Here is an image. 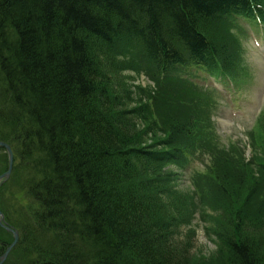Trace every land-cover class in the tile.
Here are the masks:
<instances>
[{
  "label": "trees",
  "instance_id": "trees-1",
  "mask_svg": "<svg viewBox=\"0 0 264 264\" xmlns=\"http://www.w3.org/2000/svg\"><path fill=\"white\" fill-rule=\"evenodd\" d=\"M262 3L0 0V140L13 147L24 196L7 222L20 233L15 248L24 264H184L165 225L177 215L162 203L163 188L152 181L147 191L144 182L176 158L177 150H167L182 144L174 134L194 132L195 124L172 119L170 134L161 136L164 116L176 107L167 97L186 102L176 91L147 88L156 101L165 99H150L156 120L144 104L128 108V89L112 72L117 55L108 49L115 41L138 43L157 82L185 64L213 71L218 52L206 24L254 19ZM136 118L160 138L143 146ZM236 215L235 231L222 230L225 248L240 264H264L240 232L251 219ZM8 245L0 242V255Z\"/></svg>",
  "mask_w": 264,
  "mask_h": 264
},
{
  "label": "rangeland",
  "instance_id": "rangeland-1",
  "mask_svg": "<svg viewBox=\"0 0 264 264\" xmlns=\"http://www.w3.org/2000/svg\"><path fill=\"white\" fill-rule=\"evenodd\" d=\"M238 25L247 36L244 44L242 40L235 44L230 37L231 30L225 26H217L214 22L206 24L208 28L206 35L215 42L218 49H221L223 56L226 53L228 56L236 59L241 65H244L246 60L249 63H254L257 57H264V52L255 51L254 47H252L249 26L242 23ZM115 43L117 45H112V48L108 49V53L111 51L115 55H118L117 57L114 55L115 60L112 61V72L116 73V78L121 81V86L128 89V102L132 101L128 108L134 109L140 103L137 97V92L140 90L139 86H141V92L147 86L155 85L158 90L161 89L160 94L167 95L172 93V91H176L185 98L186 102L180 103L178 99H174L171 95L167 97L172 99L168 101V104L172 103L176 107L173 112L164 116L166 123L161 126L163 129L168 127V124L171 122L170 120L176 119L182 121L193 114V112H196L203 119L208 118L209 112L213 107V101L215 100V110L225 108L226 113H230L232 116L239 110L240 101H237V106L230 103L231 99L235 98L234 95H225L223 93L215 96V99L200 101V97L192 96L191 98L187 86L181 81L169 78L163 83H155L153 79L145 74L147 63L135 52V49H137L142 54L139 45L137 43H121L119 41H115ZM243 45L246 49L245 54ZM130 53L131 55H129ZM127 57L130 58L131 62H126L125 64L130 68H136L137 71L135 73L125 69L126 65L121 63ZM200 82L206 84L204 80ZM253 86H256V84ZM211 89L213 88L211 87ZM263 90L260 84H258V91H260L258 96L259 106L253 110H249V107H247L245 115L248 114L254 118L260 115V111L264 108ZM209 92L212 93L211 90ZM239 97H243V93ZM161 101H165V99L158 95V105H161ZM218 114L216 113L215 117H218ZM136 119L139 120V130L145 132L143 146L150 145L155 142L154 140L160 138L158 133L154 135L153 132L148 130L144 119ZM221 122L217 123V127H219L218 132L224 141H226L230 131L227 130L228 127H222ZM239 131V128L238 130L235 129L230 139L239 141L240 138L236 137ZM243 133L247 135L248 132L244 131ZM243 161L245 160H241V163ZM8 165L7 150L0 149V175L8 170ZM214 172H216V177L222 182V185L218 184L211 187L208 196L202 202L197 203L196 207L193 206L192 197L186 189L189 184H187V180H184V177L176 180L179 187H181L178 189V192L176 190L173 191L166 185L164 180L160 179L161 175L156 170L149 172L150 176L148 178L150 179L144 182L148 191V185L152 181H156L163 188V193H160L162 203L172 208L177 215L178 219L165 222L167 228L171 227L168 235L173 240L172 246L175 247V252L178 251V257H180L181 262L184 264H240L241 260L233 254L234 252L225 248L227 244L226 237L235 231V229H230V227L237 216L236 213L240 212L241 215L244 213L251 219V221L243 220L240 230L241 235L246 237L248 241L253 242V247L257 248L259 253L261 252L260 255H257L253 259L261 260L264 257V217H261L264 215V173L257 170L256 175L250 176L241 169V166L237 167L236 164L232 165L230 162H228V165L221 166L220 168L217 167ZM22 193V188L19 186L17 180L16 169H14L10 176L0 180V217L3 219L4 224H6L7 215L11 217L10 219L14 218L15 214L13 210L18 207L19 202L24 201ZM225 228H229L227 236L222 234V230ZM6 230L0 225V242L9 244L14 240V236ZM4 264H24L22 251L19 248H15L9 254L8 260Z\"/></svg>",
  "mask_w": 264,
  "mask_h": 264
},
{
  "label": "water",
  "instance_id": "water-1",
  "mask_svg": "<svg viewBox=\"0 0 264 264\" xmlns=\"http://www.w3.org/2000/svg\"><path fill=\"white\" fill-rule=\"evenodd\" d=\"M0 147H4V148L6 147L8 154H9L8 170L5 173H2L0 175V180H2L11 174L12 166H13V162H14L15 158H14L12 147H10V145L8 143H6L5 141L4 142L0 141ZM0 215H1V211H0ZM0 225H2L5 229H7V231L9 230L10 232H12L13 236H14V240L9 244V246L6 247V251L0 255V264H3L6 262L9 254L13 250L14 246L18 243L20 236H19V232L17 230H15L10 225L4 224L1 219H0Z\"/></svg>",
  "mask_w": 264,
  "mask_h": 264
},
{
  "label": "bare ground",
  "instance_id": "bare-ground-1",
  "mask_svg": "<svg viewBox=\"0 0 264 264\" xmlns=\"http://www.w3.org/2000/svg\"><path fill=\"white\" fill-rule=\"evenodd\" d=\"M100 89V87H98ZM242 170H244L248 175H256L257 170H255V168H253V164L248 163L245 166H243Z\"/></svg>",
  "mask_w": 264,
  "mask_h": 264
}]
</instances>
